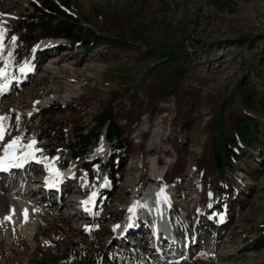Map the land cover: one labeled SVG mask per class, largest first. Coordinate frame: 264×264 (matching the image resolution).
Listing matches in <instances>:
<instances>
[{
	"label": "rangeland",
	"instance_id": "374dc122",
	"mask_svg": "<svg viewBox=\"0 0 264 264\" xmlns=\"http://www.w3.org/2000/svg\"><path fill=\"white\" fill-rule=\"evenodd\" d=\"M41 1L0 0V27L5 32L4 39L10 27L31 13L32 4L39 5ZM47 1L58 5L67 1L69 12L101 35L102 44L95 49H85L81 44L63 39H44L28 49L21 44L13 48L11 41L0 54V68L4 67L5 59L10 60L7 72L13 75L28 64L42 66L47 49L44 43L59 46V52L68 51L86 58L93 56L97 67L92 72L74 71L72 91L65 89L44 104L42 94L27 96L31 84L6 93L0 101V117H7L3 139L5 136L8 139L4 143L0 140V156L17 137L22 144L45 138L46 134L36 126L65 123L66 131H76L79 127L90 130L97 114L109 105L122 129L126 148L113 161V179L97 173L93 175V192L87 196L95 191L99 193L93 210L86 213L79 209L85 214L81 218L69 214L75 212V203L71 207L68 200L66 207L53 204L52 198L44 199L41 191L27 198L23 195L25 189L19 188L23 197L16 196L15 200L27 204L35 218L30 238L22 234L17 221L19 216L10 220L7 215L9 200L6 196L12 195L17 188L10 186L6 190L2 186L0 194L5 198L0 201V264L37 261L59 264V257L70 243L79 251L88 247L95 249L96 259H113L115 264L123 259L127 264H264V248L249 250L250 241L262 235L264 226V0ZM106 36H119L126 43L105 44L103 37ZM77 68L82 69V66ZM246 75L251 84L241 87L240 92L244 96L253 93L256 100L244 113L235 95L238 96V84L245 82ZM55 103L61 106L56 116L45 120L35 116L36 110L46 111ZM221 113L230 118L224 127L227 138L247 115L252 121L251 133L257 137L254 147L241 143L236 149L234 159L228 164L227 186L215 166L218 155L216 120ZM162 119L165 123L160 125ZM160 126L169 140L161 145L167 152L159 154L162 160L155 164V155L147 153V147L154 139L158 140L155 133L161 130ZM102 139L97 143L92 141L86 155L75 161L70 159L69 149L63 147L53 152V143L38 142L41 149L34 148L37 154L32 159L37 162L41 156L48 161V154H51L55 163H65L67 169H74L99 155L95 152L105 145ZM105 150L107 157L109 146ZM99 161L105 163L103 158ZM132 162L135 169L129 171ZM97 169L94 167L95 171ZM34 172L29 176L31 181L40 179V174L35 176ZM129 172L131 175H125ZM77 173L76 181L81 183L86 171ZM184 175L190 176L193 191L200 193L194 200L198 203H189V208H194L192 213L181 208L183 198L177 190V185L182 184V191L186 192L187 177ZM156 179L169 188L176 225L183 237L177 242L174 231L173 248L165 244L156 250L150 249L157 244L150 229L142 228L145 232L142 237L135 234L141 225L140 213L128 226L129 234H124L126 240L116 233L115 226L125 217L127 205L139 202L145 189ZM40 184L35 181L31 185ZM75 185L73 182L69 189H78ZM220 186L225 187L227 206L215 214L211 205L213 201L218 202ZM80 187L85 188V185ZM193 191L188 201L193 195L195 197ZM39 198H42L39 202L34 201ZM36 202L40 205H34ZM138 206L140 212L141 205ZM119 214L120 219L115 220ZM29 219L22 215L21 222H30ZM142 222L148 227L146 217ZM139 235H142L140 230ZM188 236L190 242L185 245ZM127 253L134 254L131 263Z\"/></svg>",
	"mask_w": 264,
	"mask_h": 264
},
{
	"label": "trees",
	"instance_id": "16d2710c",
	"mask_svg": "<svg viewBox=\"0 0 264 264\" xmlns=\"http://www.w3.org/2000/svg\"><path fill=\"white\" fill-rule=\"evenodd\" d=\"M69 3L56 4L52 1L42 0L39 5L32 4L31 13L17 21L5 37V44L12 41L13 48L19 44L24 45L28 49L36 45L43 39H63L73 44H81L85 49H95L98 45L102 44L101 35L96 34L90 28L84 26V24L68 10ZM13 37L15 38L13 40ZM105 44H125L126 41L119 36H106L103 37ZM181 70L178 71L176 76V83L179 85V79ZM245 82L238 84V99L239 108L242 112L246 113V108H252L256 97L253 93L244 96L240 92L247 84H251L249 76L244 77ZM224 106L221 107L223 112ZM61 111V106L58 103L53 104L46 111L38 110L35 116H41L43 120L56 116ZM95 125L90 130H86L85 127H79L76 131H66L67 124L65 123H52L51 126L47 124L38 127L40 132H44L45 138H40L39 143L47 142L53 143V147L56 152L63 147L70 150V156L75 160L82 159L89 148V144L100 141L101 138L106 140L110 148L107 161L104 164H99V176L112 178V166L113 161L116 160L125 151V142L122 139V129L118 122L115 120L111 105L107 109L102 110L96 116ZM230 122L229 116H225L221 113L220 117L216 120L217 128V151L218 155L215 157V166L221 171L224 186L228 184L229 161L235 157L236 149L240 144L248 145L250 147L255 146L257 137L251 133L252 121L247 115L243 120H240L236 124L237 129L234 128L231 131V136L227 138L224 133L225 123ZM87 160V158H85ZM65 164V163H63ZM220 186L218 190V202L213 201L211 205L213 211L217 214L226 208L227 203L225 187ZM224 199V200H222ZM221 200V201H220ZM120 219V214L115 217V220ZM262 235L250 241L249 250H259L264 248V226L262 227ZM73 243L65 248L59 259V264H115L112 260H107L104 257L101 259L95 258V249L91 250L90 247L83 251H79ZM93 251V253L91 252ZM133 253H127L130 263L133 259ZM58 262V261H57ZM120 264H127L126 259L120 260ZM33 264H46L44 261H37Z\"/></svg>",
	"mask_w": 264,
	"mask_h": 264
},
{
	"label": "bare ground",
	"instance_id": "6f19581e",
	"mask_svg": "<svg viewBox=\"0 0 264 264\" xmlns=\"http://www.w3.org/2000/svg\"><path fill=\"white\" fill-rule=\"evenodd\" d=\"M3 40H4L3 41V48H4L5 39H3ZM42 45L46 46V48H47L46 53L44 54V57H43L44 63L42 64V66L35 65L36 67H34V66L32 67V65L28 64L27 70L23 74H21L22 72L20 71V69L22 68L21 67L17 71V73H15V75L13 76V77H15V79H13L12 81L10 79L13 77H11L9 75L10 74L9 72H8V75L6 77L0 78V89H3L2 91H0V101L4 99L6 93L11 92L13 89L16 90V87L19 88V90H20L21 88L25 87L26 85L31 84L28 86V87H30V86H32V87H30V91L28 92L29 94L27 96L31 98L33 96H39L40 94H42L45 96L43 99L44 100L43 104H44V103L48 102L49 100H52L53 96L55 97L56 95L62 94L65 89L71 90V88H74L72 86V83H75V80L71 76V74H73L74 71L79 70L81 72H84V71L92 72V71L96 70L97 66H95L93 56L86 58L82 55L77 56L76 54L68 52V51L59 52L58 51L60 49L59 46H52L51 47V46H48V43H44ZM0 60H1V58H0ZM34 62H32L31 64H33ZM79 66H82V69H78L77 67H79ZM3 68H0V69H3ZM5 85H7L6 88L4 87ZM67 97L69 98L70 96L68 95ZM148 122L150 123V119H148ZM163 123H165L164 119L161 120L160 125ZM160 128H161V130L159 129L160 131L158 130L155 133V138H158V140L154 139L153 141H151L152 143L147 147V153H149L150 155H155L154 156L155 157L154 160L156 161L155 164L160 163V161L162 160V159L160 160L159 154L167 152V151H164L161 149V145L166 143L169 140L168 137L165 136L163 126H160ZM7 139L8 138L5 136V140H7ZM103 143L105 145H103L102 148L98 151L99 155L103 154L106 151L104 147L107 146V143H106V141L105 142L103 141ZM27 145L28 144L23 145L24 148H21L20 150H18L19 152H21V156L18 157L19 159L15 160V161H19L22 159V157L25 156V153L28 151ZM185 148L186 147H184V150H185ZM15 155H16V153H15ZM2 157H3V155L0 156V158H2ZM55 162L53 164L58 166L59 164L55 163ZM133 164H134L133 162L130 164L129 171L135 169V166ZM155 164H153V166ZM41 165L42 164L34 163L31 157L26 162H23L21 167L14 165V161L11 162L9 165H6L3 169H0V184H2V185H0V190H2V186L4 187V189L7 190L10 184H14L16 182H18L17 183V187H18L20 185V180H22L21 181L22 186H23V184H26L25 186H27V184L31 185L32 182L34 184L35 181L40 182V179H38V178H35L33 181H31L32 179H30L29 176L31 175V173H33V170L36 171V172H34V173H36V174H34L35 176H37L38 174H41L42 173ZM143 165L145 167V163ZM4 169H7L5 171V173L2 172ZM29 170H30V172L28 173ZM138 170L142 171V169H140V168ZM67 172H69V169ZM155 172L157 173V170L154 171V174H155ZM125 175L129 176V175H131V173L130 172L125 173ZM59 176H60L59 179L56 177V179L58 180V183L49 185L46 192L43 193V197H44V199L46 198V200H50V198H52L53 204L58 203L60 206H64V207H66L67 204L65 202H66V200H68L69 206L71 207L72 203H75V198H76L77 193H76L75 188L70 190L69 187L74 182V184H76L75 186L78 188L77 191L79 193H81L82 189L80 187V183L78 181H76V179H73V178H69L68 180H66L64 182V179H63V181L61 180V177L64 176L63 173H60ZM90 176L91 175H89V180H90ZM122 176H123V174H122ZM185 177H187V179H186L187 182L184 185L186 187L185 188L186 192L184 193L182 191V186H181L182 184L177 185V190L183 198L181 208L183 210H185L186 212L192 213L194 208L193 207L189 208V206H190L189 203L190 204H191V202H194V204L198 203V201H194V200L198 199V196H200V193L198 191H195V190L193 191V189H192L193 184L190 182V176L184 175V178ZM184 178H183V180H184ZM54 180L55 179L53 177L51 179V181L54 182ZM129 182H131V179ZM155 183H156L155 181H152V183L145 189L144 193L139 198L140 200L138 199L139 202L134 201V202L129 203V205H127V207H126L127 213L125 214V217L123 218V220L120 223L116 224V226H115L117 237L119 236V237H122V239L126 240V237H125L126 234L125 233L129 232V231H127V230H129L128 226L132 224L131 223L132 220L134 221L135 219L139 218V217H136L137 214L139 215V213L142 215V217H141V221H140L141 225H139L138 229L140 230V234H142V235H139V230L137 231V228H136L135 234H137L138 237H142L145 233L143 229H145L146 231L150 229V228H148L149 225L147 224L148 227H146L145 223L142 221L145 219V217H148V215H150L154 209H155V212L159 213L158 209L162 210L164 208V202H163L164 197H166L169 194V188L167 190H163V191L156 190L155 189ZM89 184L90 183H88V185ZM53 185H56V188ZM21 189H22V187H21ZM99 190H100V188H99ZM111 191H113V190H111ZM191 191H193V194H195V197L193 195V197L190 198V200L188 201L187 197L189 196ZM20 193L21 192L19 190V192H16L15 195L12 194L13 196L11 194L6 196V198L9 200L8 201L9 206H8V214L7 215H8L10 220H16L19 216V219H17V221L19 224H21L20 225L21 232L24 236H26L27 238H30L34 232L35 218L32 216L31 209L27 204H24L23 201L19 202L18 200H15V199H17L16 196L17 197L18 196L23 197L20 195ZM98 193H99V191H98ZM161 193H163V195H161ZM29 195H30V197L33 195L32 190H28L27 193L24 194V196L27 198ZM48 195H50V196H48ZM0 196H2V197H0V201L2 200L3 197L5 198V196L3 194H0ZM55 196H57V199H55ZM41 199L42 198L35 199L34 201L39 202V200H41ZM53 200H54V202H53ZM38 202H36L34 205H40ZM90 204L91 203H88V205H90ZM138 205H141V207H140L141 211L140 212H138V209H139ZM130 209H134V211H130ZM69 214L71 215V217H77L78 216L79 218H81L82 215H85V214L81 213L80 211H78L77 209L73 213L69 212ZM22 215L26 216L27 218H30L29 219L30 222H27V223H24L23 221L21 222ZM29 215H30V217H29ZM153 217L155 218V216H153ZM159 217H160V215H159ZM159 217H156L155 219H159ZM136 223H137V221L135 222V224ZM153 225L154 226H157V225L160 226V228L168 236L172 234L170 226L164 224L163 222L156 221L155 223H153ZM150 226H151V223H150ZM167 258L169 259V256H167Z\"/></svg>",
	"mask_w": 264,
	"mask_h": 264
},
{
	"label": "snow or ice",
	"instance_id": "6c2138e0",
	"mask_svg": "<svg viewBox=\"0 0 264 264\" xmlns=\"http://www.w3.org/2000/svg\"><path fill=\"white\" fill-rule=\"evenodd\" d=\"M5 32L2 28H0V54L3 53V39H4ZM15 38L13 37V40ZM0 58H2V55H0ZM4 68L0 69V78H4L8 75L7 68L9 67L10 60L5 59L4 61ZM27 70V66L22 67L20 71L23 73ZM5 88L7 85L4 86ZM3 89H0L2 91ZM7 119V117H0V140H3L6 129L4 125V121ZM20 137H17L9 143L6 148L4 149V155L2 158H0V169H3L6 165H9L11 162L19 159L15 153L19 148L20 145ZM35 141L33 140L31 143L27 145L28 151L25 153L26 156L34 157V148ZM51 171H54L53 169H50ZM55 175H59V173H55ZM163 195V193H161ZM95 196V193L93 194ZM85 204L91 203V201H85ZM130 211H134V209H130Z\"/></svg>",
	"mask_w": 264,
	"mask_h": 264
}]
</instances>
